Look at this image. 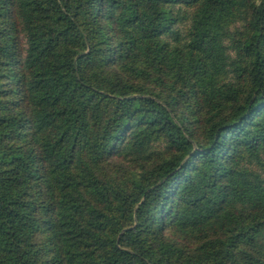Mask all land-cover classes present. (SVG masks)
I'll return each instance as SVG.
<instances>
[{
	"label": "trees",
	"instance_id": "16d2710c",
	"mask_svg": "<svg viewBox=\"0 0 264 264\" xmlns=\"http://www.w3.org/2000/svg\"><path fill=\"white\" fill-rule=\"evenodd\" d=\"M259 169L264 0H0V264H264Z\"/></svg>",
	"mask_w": 264,
	"mask_h": 264
},
{
	"label": "rangeland",
	"instance_id": "374dc122",
	"mask_svg": "<svg viewBox=\"0 0 264 264\" xmlns=\"http://www.w3.org/2000/svg\"><path fill=\"white\" fill-rule=\"evenodd\" d=\"M188 14V13H187ZM189 22L188 19H185L184 21H182L181 23L178 24V28L181 32H185L188 28ZM234 29H242V25L241 23H237L235 25V27H233ZM231 28V29H233ZM232 55V54H231ZM226 79H232L231 78V73L226 75ZM150 151V158L147 159L144 163L145 165V169L147 168H151L153 167L154 163L157 161L158 157H163L166 154L164 145L162 142H155L151 145V147L149 148ZM252 165V164H251ZM123 166L124 169H120V173L121 174H117V170L116 167H112V168H108L109 172L112 173L113 175H123L124 177H126L127 179H130L131 176L133 174V172L138 173L141 170V167H138L135 163L133 162H126L123 161ZM252 167L256 170H258V167L255 165H252ZM262 172V176H264V170L263 169H259ZM106 172H108V170H106Z\"/></svg>",
	"mask_w": 264,
	"mask_h": 264
}]
</instances>
